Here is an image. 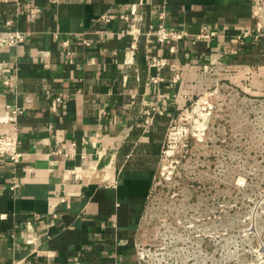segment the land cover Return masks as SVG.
<instances>
[{
  "label": "crops",
  "instance_id": "obj_1",
  "mask_svg": "<svg viewBox=\"0 0 264 264\" xmlns=\"http://www.w3.org/2000/svg\"><path fill=\"white\" fill-rule=\"evenodd\" d=\"M164 3L185 35L159 44ZM7 30L26 35L0 42V134L22 151L0 156V264H138L136 243L157 244L143 209L178 95L207 62L264 76L256 0H0Z\"/></svg>",
  "mask_w": 264,
  "mask_h": 264
},
{
  "label": "rangeland",
  "instance_id": "obj_2",
  "mask_svg": "<svg viewBox=\"0 0 264 264\" xmlns=\"http://www.w3.org/2000/svg\"><path fill=\"white\" fill-rule=\"evenodd\" d=\"M204 64L167 126L143 221L173 264H264V76Z\"/></svg>",
  "mask_w": 264,
  "mask_h": 264
},
{
  "label": "built area",
  "instance_id": "obj_3",
  "mask_svg": "<svg viewBox=\"0 0 264 264\" xmlns=\"http://www.w3.org/2000/svg\"><path fill=\"white\" fill-rule=\"evenodd\" d=\"M6 1V0H5ZM17 3H19V0H15ZM257 3V9H259V2L256 0ZM166 4L164 3L162 5V8L159 12V22L157 24L156 30L153 33L157 43L162 44L166 42L167 40H177L181 39L185 32L178 31L172 28H168L164 23V17L166 13ZM40 8L38 6H31L29 8V14L31 18H36L40 13ZM102 19L109 20V16L102 15ZM6 25L10 26L12 24V19H7L5 21ZM25 33L19 30H7L6 35L3 38H0V42L5 45H13L20 43L24 41ZM202 36V35H200ZM205 36V34L203 35ZM202 36V37H203ZM207 36V35H206ZM134 37V41L136 40V36ZM151 64L156 66H162L166 63V59L163 57H157L152 56L151 58ZM203 67L205 68L206 65L204 64ZM158 75L152 77V80L156 81L158 79ZM11 78H7L4 80V84H9ZM182 93V92H181ZM181 98V94L178 95V99L176 103L178 104L179 99ZM9 107V105H7ZM12 112V115L7 116L6 119H14L15 116L18 114L17 109H10ZM147 118L145 119L146 123H149L153 119V113L155 111L162 112V109H158L155 106H151L150 108L144 110ZM21 145V139L18 135V133H1L0 134V156L6 157L9 160H11L15 165L19 164L21 157H22V151L20 150ZM12 188L18 187L19 183L17 181H13ZM163 245H144L136 243L135 245V255L137 258L138 264H173L172 255H165L162 251ZM175 264H187V261L183 259L182 256L176 258L174 260Z\"/></svg>",
  "mask_w": 264,
  "mask_h": 264
},
{
  "label": "bare ground",
  "instance_id": "obj_4",
  "mask_svg": "<svg viewBox=\"0 0 264 264\" xmlns=\"http://www.w3.org/2000/svg\"><path fill=\"white\" fill-rule=\"evenodd\" d=\"M206 102V101H205Z\"/></svg>",
  "mask_w": 264,
  "mask_h": 264
}]
</instances>
